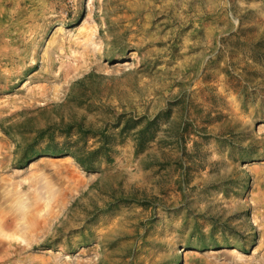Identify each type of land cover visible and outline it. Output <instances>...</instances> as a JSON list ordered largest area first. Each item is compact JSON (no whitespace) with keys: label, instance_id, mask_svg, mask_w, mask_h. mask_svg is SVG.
<instances>
[{"label":"rangeland","instance_id":"rangeland-1","mask_svg":"<svg viewBox=\"0 0 264 264\" xmlns=\"http://www.w3.org/2000/svg\"><path fill=\"white\" fill-rule=\"evenodd\" d=\"M0 264H264V0H0Z\"/></svg>","mask_w":264,"mask_h":264},{"label":"trees","instance_id":"trees-1","mask_svg":"<svg viewBox=\"0 0 264 264\" xmlns=\"http://www.w3.org/2000/svg\"><path fill=\"white\" fill-rule=\"evenodd\" d=\"M80 132L82 135L87 136L89 133H92L90 131H84V129L80 128ZM47 134L48 131H45ZM66 137H69L70 131L64 132ZM94 137H97L98 135H101V140H99V146L95 149H87V147L82 148H71L68 145V140L64 141L63 143L55 142L53 135L51 134L50 139L51 143H53V146L49 148V152L51 154L55 155H61V154H69L75 158V160L84 168L88 170H92L95 167V163H97L100 159L105 158L109 161V144L110 141L108 139V136L106 134H93Z\"/></svg>","mask_w":264,"mask_h":264}]
</instances>
